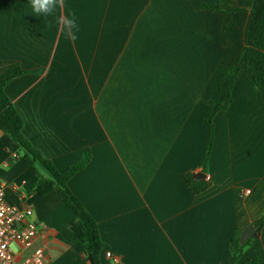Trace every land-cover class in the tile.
I'll use <instances>...</instances> for the list:
<instances>
[{
    "label": "crops",
    "instance_id": "0c3cea01",
    "mask_svg": "<svg viewBox=\"0 0 264 264\" xmlns=\"http://www.w3.org/2000/svg\"><path fill=\"white\" fill-rule=\"evenodd\" d=\"M252 6L65 0L46 17L34 15L29 0H0V75L13 64L28 72L6 86L23 135L59 171L91 151L69 189L98 223L102 264H232L231 238L264 216V96L245 68L230 107L214 117L202 168L217 83L244 50ZM70 13L75 41L56 24ZM37 170L0 132L6 201L32 208L41 228L28 247L12 242L15 262L40 249L45 264H90L69 227L75 213L57 188L36 192L39 175L48 176ZM199 172L206 178H195ZM188 174L209 188L192 193ZM258 254L264 264V227L240 261Z\"/></svg>",
    "mask_w": 264,
    "mask_h": 264
},
{
    "label": "trees",
    "instance_id": "16d2710c",
    "mask_svg": "<svg viewBox=\"0 0 264 264\" xmlns=\"http://www.w3.org/2000/svg\"><path fill=\"white\" fill-rule=\"evenodd\" d=\"M232 1V0H229ZM252 10L250 11L247 25V34H245V47L234 65L229 66L221 79L218 80V96L211 106L207 116V127L209 130V141L206 148L205 158L202 162L203 170L206 169L209 160L214 139V117L219 111H226L231 102L232 90L239 72L242 68L249 71L254 79L256 86L264 96V0H251ZM201 6L213 12L238 11V8H229L223 10L220 4H205ZM28 73L23 70L19 64L9 66L4 73L0 75V132L10 137L20 149L24 152V159L28 168L38 174L37 166H41L47 173V177L39 175V181L36 192L44 196L57 188L64 196L65 203L75 213V219L70 224L73 234L79 238L83 244V250L90 264H102L101 257V239L100 230L97 221L87 212L83 202L74 195L69 189V181L79 172H81L91 161V151L85 149L82 158L70 165L66 170L59 171L54 164L43 157L29 140L23 135V121L17 108L9 100L6 93L8 83L20 76ZM185 181L194 194H201L209 188V182L196 181L192 174L185 175ZM257 228V235L262 232L264 227V216L254 222ZM241 230H238L230 241V250L232 253V264H261L263 256L258 254L247 261H240L243 250L252 243L250 238L245 243L241 242Z\"/></svg>",
    "mask_w": 264,
    "mask_h": 264
},
{
    "label": "built area",
    "instance_id": "2783aa9c",
    "mask_svg": "<svg viewBox=\"0 0 264 264\" xmlns=\"http://www.w3.org/2000/svg\"><path fill=\"white\" fill-rule=\"evenodd\" d=\"M32 214L30 207L21 208L8 203L5 184L0 182V264H17L12 242L18 241L28 247L41 231L40 226L32 220ZM108 256L111 257V253ZM19 264H45L43 250L37 249Z\"/></svg>",
    "mask_w": 264,
    "mask_h": 264
},
{
    "label": "clouds",
    "instance_id": "9594fccd",
    "mask_svg": "<svg viewBox=\"0 0 264 264\" xmlns=\"http://www.w3.org/2000/svg\"><path fill=\"white\" fill-rule=\"evenodd\" d=\"M31 9L36 16H50L57 9L63 8L65 0H29ZM60 32L71 41L77 40L79 25L76 21L75 13L59 16L56 20ZM51 27V24H49Z\"/></svg>",
    "mask_w": 264,
    "mask_h": 264
},
{
    "label": "water",
    "instance_id": "95a60500",
    "mask_svg": "<svg viewBox=\"0 0 264 264\" xmlns=\"http://www.w3.org/2000/svg\"><path fill=\"white\" fill-rule=\"evenodd\" d=\"M194 177L202 180L206 178V175L204 173L199 172L194 174ZM256 234H257L256 226L253 223H250L242 229L240 240L241 242L245 243L250 238L255 237Z\"/></svg>",
    "mask_w": 264,
    "mask_h": 264
}]
</instances>
